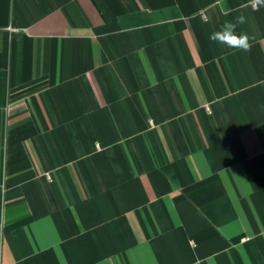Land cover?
Masks as SVG:
<instances>
[{
    "label": "crops",
    "instance_id": "0c3cea01",
    "mask_svg": "<svg viewBox=\"0 0 264 264\" xmlns=\"http://www.w3.org/2000/svg\"><path fill=\"white\" fill-rule=\"evenodd\" d=\"M226 3L0 0V264H264V7Z\"/></svg>",
    "mask_w": 264,
    "mask_h": 264
},
{
    "label": "clouds",
    "instance_id": "9594fccd",
    "mask_svg": "<svg viewBox=\"0 0 264 264\" xmlns=\"http://www.w3.org/2000/svg\"><path fill=\"white\" fill-rule=\"evenodd\" d=\"M216 5L223 15H229L231 9L227 6L226 0H215ZM251 6L255 9L264 7V0H250ZM246 23V17L241 14L233 22L224 23L218 31L212 32L209 35V40L214 43L222 44L228 48L237 51L249 52L252 47V37L247 33H237L238 25Z\"/></svg>",
    "mask_w": 264,
    "mask_h": 264
}]
</instances>
